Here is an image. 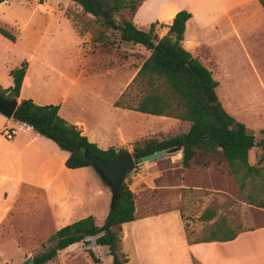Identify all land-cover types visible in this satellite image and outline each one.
Masks as SVG:
<instances>
[{
    "label": "rangeland",
    "instance_id": "rangeland-1",
    "mask_svg": "<svg viewBox=\"0 0 264 264\" xmlns=\"http://www.w3.org/2000/svg\"><path fill=\"white\" fill-rule=\"evenodd\" d=\"M246 10L250 15L247 13L244 21L240 20L238 34H232L234 31L232 23L223 41L213 33L206 32V40L198 52L219 82L217 93L225 108L260 137L264 128V9L261 6L260 8L250 6L246 7ZM35 13L43 14V25L40 24L39 28H45L46 18L50 31L37 55L48 57L54 62V66L49 64L41 66L37 59L33 61L31 75L43 93L56 95L58 93L56 90L70 86V80H64L62 77L66 70L62 65L67 60L68 53L59 48V44L65 40V31L69 29L68 23L62 18L64 14L69 17L78 33L83 38L87 37L83 44L95 48L94 52L89 50V53L93 54L90 58V67L92 71L94 68V72L85 73L90 78L84 76L78 83L83 98L80 103L84 104V108L86 109L89 104L97 107L96 103L100 104V109L106 108L118 94L119 88L130 84L125 94L117 101L121 105L131 107L139 103L145 92L144 84L132 83V80L140 64L149 55V50L140 44L121 42L117 38L118 35L111 30L107 31L105 43L96 41L95 36L99 32V27L91 16L83 14L81 7L72 0H5L0 3V26L16 37V40L12 41L0 32V84L5 85L12 81L10 70L21 66L22 61L29 57L27 46L30 45L32 36L28 21L32 20ZM123 14L131 16L130 9H125ZM59 30L62 32H58ZM159 34L163 35L162 28ZM110 60L113 64L112 69L107 67ZM82 86L85 87L84 90ZM90 93L102 94V102L93 99ZM74 94L75 92L70 94V99ZM125 111H130L131 116H126L124 124L134 126L140 132L128 145L117 148H125L132 153L138 142L152 137H164L186 128V125L176 118L138 115L134 109ZM256 151L258 154L257 149ZM176 154L174 152L141 164L127 174L126 181L135 194L138 218L134 223L122 226V246L123 252L130 259L128 264L171 262L168 247L169 245L171 247L172 242L169 240L175 237L173 213L181 211L184 214L186 234H189L190 239H197L207 234L210 225V222L201 219L207 199L215 204L224 198L218 193L208 196L209 192L205 188L210 186V178L209 173L201 169L203 162H193V165H200L186 169L183 181L185 186L182 189L173 187V184L178 182L177 173L180 165L177 161H171L169 157ZM253 157L251 152L250 161ZM220 158L219 156L211 158L210 162L218 164ZM96 173L100 177L102 193L97 222L103 224L112 206L113 189L99 172ZM216 183L237 192L243 199L234 175L230 174L224 179L217 178ZM169 211L170 216L159 215ZM220 214L226 215L233 225L242 228L250 229L264 224V210L252 205L239 203L232 210L227 209L226 213L222 211ZM154 215L156 216L144 219V216ZM20 223L18 227L20 250L17 243L12 241V238L16 240V237L13 234L8 235L5 239L10 242H6L1 249L5 257L0 258V264H26L31 257L41 254L46 249L45 243L56 230L48 226L33 228L25 225L23 219ZM11 229L6 226L1 230L7 232ZM89 239V243L78 242L61 250L55 259L46 264H114L108 246L98 245L96 237Z\"/></svg>",
    "mask_w": 264,
    "mask_h": 264
},
{
    "label": "crops",
    "instance_id": "crops-1",
    "mask_svg": "<svg viewBox=\"0 0 264 264\" xmlns=\"http://www.w3.org/2000/svg\"><path fill=\"white\" fill-rule=\"evenodd\" d=\"M250 6L262 7L258 0H143L133 15V21L138 27L148 29L153 22L157 21L171 24L180 10L190 11L192 18L187 23L183 45L205 64L198 52L206 40L205 33H213L215 37L223 41L232 23L234 25L232 34H238L240 23L249 14L246 7ZM62 18L68 23L69 29L64 33L65 40L59 44V48L68 53L67 60L62 65L66 67V70L63 72L64 75L61 74L64 80H70V86L56 90L58 93L53 95V93H43L33 81L31 71L34 60L37 59L41 66L48 64L54 66V62H51L48 57L43 58L37 55L40 47L44 46V38L50 31L46 18L45 28H39L40 24L43 25V14L35 13L32 20L28 21L32 38L30 45L27 46L29 57L22 61V63L27 62V70L17 99L19 102L22 99H32L39 105H59V114L68 122L77 125L82 134L100 148L124 147L131 140H135L140 132L136 127L124 124L126 116H131L130 111L125 110L132 109L131 106L116 105L118 98L125 94L129 85H122L123 87L119 88L118 94L112 98L106 108L100 109V104L96 103L97 107L89 104L85 109L84 104L80 103L83 98L80 93L81 86L78 83L84 76L90 78L85 73L92 71L90 58L93 54L91 55L89 50L94 52L95 48L90 45L86 47L83 44L87 41V37L83 38L78 33L68 16L63 14ZM162 30L164 35L168 27L165 26ZM111 64L110 60L107 63L110 69L113 66ZM93 78L96 79V77ZM12 83L13 78L7 84L1 85L9 87ZM82 88L84 90L85 87L82 86ZM73 92L75 94L70 99V94ZM91 95L93 99L96 98L102 102V94ZM135 112L138 115L168 117L137 110ZM13 126L18 127L17 134L9 140L4 131L6 127ZM251 152L254 155L252 161H250ZM176 153V156L169 157L171 161H177L180 165L177 173L178 182L173 184V187L182 189L185 186L183 181L186 169L200 164L193 165L195 161H192V164L185 168L182 163L183 151L179 150ZM68 156L69 152L62 150L52 139L39 134L32 126L20 123L14 118L10 119L0 112V258L5 257L1 249L6 242H10L5 239L10 234L16 237V240L12 238V241L17 243L20 250L18 227L21 225V219L24 220L25 225L33 228L40 229V227L48 226L56 230L90 215L97 219L102 196L100 177L96 169L91 166L67 167L65 162ZM249 162L252 165L257 162L255 148L249 152ZM202 166L201 169L209 173L210 186L205 188L209 192L208 196L214 193L224 196L215 204L207 199L205 208L212 206L218 213L222 211L226 213L227 209L232 210L239 203L247 204L237 192H232L219 186L222 184L216 183L217 178L224 179L230 175L229 166L225 160L220 158L218 164L210 162ZM259 209L264 210V208ZM176 213H173L172 219L175 228H173V237H175L169 240L172 242L171 247L170 245L168 247L172 261L165 264H181L182 261L184 264H193V257L201 264H264V224L244 230L231 240L190 243L186 234L184 214L181 211ZM164 214L170 216V211L159 215ZM155 216H144V219ZM137 219L136 217L135 220L126 224L134 223ZM6 226L12 229L7 232L1 230Z\"/></svg>",
    "mask_w": 264,
    "mask_h": 264
},
{
    "label": "trees",
    "instance_id": "trees-1",
    "mask_svg": "<svg viewBox=\"0 0 264 264\" xmlns=\"http://www.w3.org/2000/svg\"><path fill=\"white\" fill-rule=\"evenodd\" d=\"M3 1L0 0V3ZM72 1L99 27L96 41L105 43L107 31L111 30L121 42L140 44L149 50V55L132 80V83L144 84L145 92L139 103L130 108L147 114L174 117L186 125L179 132L138 142L133 154L142 157L164 149L182 150L185 168L192 161L207 165L211 158L219 156L228 163L229 172L235 176L243 200L252 206L264 208V128L258 137L225 108L218 96L219 82L212 70L184 47V34L192 13L183 9L177 12L171 24L157 21L144 29L133 21V15L143 0ZM258 1L264 8V0ZM127 8L131 11L129 17L123 14ZM165 26L168 31L160 36L159 31ZM0 32L15 41V35L9 30L0 27ZM26 70V61L21 67L11 70L13 83L9 87L0 84V95L17 99ZM116 105L122 106L119 101ZM13 118L32 126L39 134L52 139L62 150L69 152L65 162L69 168H94L84 156L85 149L106 160H113L128 151L117 147L100 148L82 134L77 125L59 114V105H39L32 99H22ZM254 148L258 154L256 164L252 165L249 152ZM117 193L103 224H98L97 219L90 215L59 228L49 236L44 245L46 249L34 257L36 264L52 261L61 250L72 244L89 243L91 237H96L98 245L108 246L114 264H128L130 259L123 252L121 232L124 223L136 219L135 194L126 179ZM201 219L210 222L208 232L197 239H190L187 234L190 243L227 241L247 230L233 225L226 215L218 213L212 206L203 211ZM192 259L193 264H201L195 257Z\"/></svg>",
    "mask_w": 264,
    "mask_h": 264
},
{
    "label": "water",
    "instance_id": "water-1",
    "mask_svg": "<svg viewBox=\"0 0 264 264\" xmlns=\"http://www.w3.org/2000/svg\"><path fill=\"white\" fill-rule=\"evenodd\" d=\"M19 103L18 99H10L0 95V112L11 119L13 118ZM174 152H176V150L173 148L164 149L142 157H136L132 152L127 151L118 155L113 160H106L99 155L91 153L89 149H85L84 156L91 161L102 178L112 187L113 202L118 196L117 190L120 189L130 171L135 170L141 164ZM26 264H36L35 259L31 257Z\"/></svg>",
    "mask_w": 264,
    "mask_h": 264
},
{
    "label": "built area",
    "instance_id": "built-area-1",
    "mask_svg": "<svg viewBox=\"0 0 264 264\" xmlns=\"http://www.w3.org/2000/svg\"><path fill=\"white\" fill-rule=\"evenodd\" d=\"M4 133L7 139L12 140L17 134V129H14L13 127H6Z\"/></svg>",
    "mask_w": 264,
    "mask_h": 264
}]
</instances>
